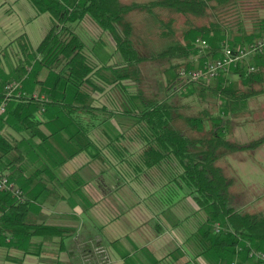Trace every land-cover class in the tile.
Segmentation results:
<instances>
[{
    "label": "trees",
    "instance_id": "16d2710c",
    "mask_svg": "<svg viewBox=\"0 0 264 264\" xmlns=\"http://www.w3.org/2000/svg\"><path fill=\"white\" fill-rule=\"evenodd\" d=\"M244 1L150 0L146 3H124L122 0H29L36 14L47 15L49 29L35 47L24 33L15 38L13 74L22 91L31 82L33 87H38L42 98H33L31 92L26 91L24 97L7 96L5 85L10 82L3 77L0 104L6 99V107L0 114V122H11L29 138L40 136L41 141H46L48 145L55 135L68 134L66 142L71 150L67 155L56 156L50 145L44 155L50 165L60 164L92 145L88 128L101 126L107 120L106 115L116 112L105 105H93V95L103 92L106 84L124 80L137 84L136 92L123 97L117 112L127 117L126 126L133 129L143 143L138 154L142 165L138 172L159 167L169 182L181 186L192 197L198 211L204 215L198 229V241L214 264H264V261L249 255L251 251L264 252V214L249 212L237 202L230 191L234 182L232 177L225 175L217 165L220 159L232 153L256 149L264 143V135L238 143L232 140V131L228 130L232 125L229 116L235 115L233 107L264 94V64L259 63L256 71L247 72L243 71V60L221 77L218 75V84L214 82V85L209 84L213 79L187 81L178 76L179 69L187 65L178 61L190 59L196 50L193 52L189 46L173 38L174 31L170 29L172 21L163 22L155 16L154 20L161 28L159 36L167 42L161 50L155 51L136 45L129 19L134 11L152 14L154 8L196 18L209 17V26L200 27V31L206 34L214 32L219 39L231 40L232 29L224 27L218 17L235 14L238 26L245 22L252 24L242 32L240 39L230 41L229 47L235 49L264 37V16L249 18L257 14V6L264 7V0H256V6L249 11L248 17H241V8H245L240 6ZM86 19L96 29L95 42L90 47L75 31L76 25ZM105 36L111 37L115 45L109 48L104 61L94 47L104 44ZM6 50H1V53ZM221 50L219 44H214L199 60L215 59L220 56ZM263 55L264 51L256 56L261 60ZM174 58L178 60L174 62ZM92 59L100 62L99 67L95 68ZM109 59H113L114 63L107 65ZM146 62L160 65L167 62L160 70L174 71L168 82L170 90L163 98L146 95L140 88L141 68ZM228 73L236 76L237 86L233 87ZM208 92L212 97H221L224 107L233 113L212 115L204 108L193 116L183 114L186 106L180 103L181 98L197 93L200 99L207 101ZM46 109L66 115L63 120L56 116L59 127L47 135L43 134L39 121L33 117L34 112L41 113ZM79 112L88 113L90 122L74 116ZM71 126L76 129L73 133L68 131ZM22 157L19 143L0 134V176L12 182L4 171L18 167ZM14 186L21 192L20 195L0 189V239L7 234L20 238L58 235L61 239L71 234L66 228L28 220V200Z\"/></svg>",
    "mask_w": 264,
    "mask_h": 264
},
{
    "label": "crops",
    "instance_id": "0c3cea01",
    "mask_svg": "<svg viewBox=\"0 0 264 264\" xmlns=\"http://www.w3.org/2000/svg\"><path fill=\"white\" fill-rule=\"evenodd\" d=\"M90 23L86 19L75 27L82 39L95 34ZM48 29L47 15L36 14L29 0H0V91L4 90L3 77H14V61L7 55L11 48L4 54L1 50L22 33L35 47ZM42 74L44 78L45 72ZM30 84L23 90L41 95ZM122 84L105 86L116 89L111 92L119 103ZM100 94L93 95V105L99 106ZM250 115L235 127V134L243 135L234 137L238 143L249 141L247 134L259 124L256 120L264 121V115L256 119ZM56 116L66 117L53 109L33 113L45 135L59 127ZM74 116L87 123L91 119L84 112ZM106 119L101 126L88 128L92 145L55 165L44 155L49 145L56 156L67 155L71 150L68 134L55 135L48 145L40 136L29 138L11 122H0V134L18 142L23 155L18 167L4 173L28 200L27 219L71 232L62 239L58 235L20 238L7 234L0 239V264H214L198 241L204 215L192 197L169 182L159 167L138 172L142 141L126 126V116L120 112L106 115ZM75 130L68 127L69 132ZM94 247L104 249L103 256H85Z\"/></svg>",
    "mask_w": 264,
    "mask_h": 264
},
{
    "label": "rangeland",
    "instance_id": "374dc122",
    "mask_svg": "<svg viewBox=\"0 0 264 264\" xmlns=\"http://www.w3.org/2000/svg\"><path fill=\"white\" fill-rule=\"evenodd\" d=\"M124 1L146 3L150 0ZM255 4L256 0H246L242 2L240 8L244 7L245 10L241 8V12L239 13V15L241 17H248L250 13L249 11H252L251 9L255 8ZM260 7L257 6V14L249 18L255 19L257 18V16H264V7ZM155 16L157 19L159 18L163 22L171 20L172 24H170V29L174 31L173 38H175L176 40H180V42L189 46L191 49H193V52H195L196 50V53H194L195 55L190 59L178 61H182V65H187L186 67H183L181 65L184 69L192 68L197 70L201 68L205 61L212 60L209 58H205L203 61L199 60V58L207 53L208 48L213 47L214 44H219L221 47L225 45L230 46V41L240 39L242 37V32L246 31V29L248 30L252 26V24L246 22L238 26V24H236L237 15L230 13L221 14L220 17H218V21H220L224 27L226 26L228 27V29H232V34L230 35L231 40H228L227 38V40H224L223 38L219 39L217 33L214 34V32H210L209 34H206L200 31V27L209 26V22L211 20L209 17L196 18L191 15L184 16L174 12H169L168 10H164L162 8H154V12L152 14L134 11L130 14L129 19L133 25L134 35L137 41L136 45L140 46L141 49L158 51L161 50L167 43L164 38H161L159 36L161 28L159 27V24L154 20ZM84 26L87 27L88 25ZM237 26L239 28H237ZM91 35L93 36L92 38H83L88 47H90L92 43L95 42V34L91 32ZM197 38L204 39L207 42V48H205L203 51L199 52L198 48L194 45V40ZM253 41H251L250 44L253 43ZM114 45L115 44L111 40V37L105 36L104 44H96L94 49H99L97 54L102 57V59H105L106 54H108L109 48ZM8 47L11 48V51L7 54L9 55L8 59L15 61L16 46H14L13 42H10L5 49H7ZM177 60V58L173 59L174 62H176ZM92 62L95 65V68L99 67L100 62L98 60L92 59ZM112 63H114V60L109 59L107 65H110ZM259 63L264 64V61L262 59H258L256 55L248 57L244 61V66L242 65L243 71L246 70L247 72H249V67H253V71H256L255 67ZM162 65H167V62H164L161 65L155 62H146L141 68L142 82L140 83V88L145 92L146 95L158 96L159 98H163L164 95H166L165 93L167 92V90H170V85H168V82L172 78L174 71L168 69L166 72H163L160 70V67ZM262 66L263 65H261V67ZM104 72L107 73L108 71L104 70ZM220 75L219 77H221ZM228 76L230 79H232L233 87L237 86L238 79H236V76L229 73ZM6 78H8L6 82L17 81L15 77L10 78V76L8 77V75L6 76ZM217 78L211 80L209 84L212 85L214 82L218 84L219 79ZM122 82L124 83L121 87V91L124 93L122 97H124L125 95H133L136 92L137 86L135 87V85L137 84H133L132 82L125 80ZM112 90L116 89L105 88L103 92H100L101 94L98 96L96 101L99 105H110L112 109L117 112L119 111V101H117V99H114L115 97L112 96ZM37 94L39 93H36V95ZM180 103L186 106L182 111L184 115L193 116L197 111H200L204 108L208 109V112L212 115L224 113L230 115L233 113V111H235V115L232 114V117L229 116L232 125L228 127V130L232 131V140H234V137L243 138L242 134H235V127L244 123L246 117H248V113L252 114L255 119L264 115L263 95H259L257 96V98H251L241 103L240 105L234 106L233 111L227 109V107H224L221 97H212L209 92L207 93V101L200 99L197 96V93H193L185 98H181ZM252 115L250 116L253 117ZM256 121L261 125L257 124L256 128H254L247 134L248 140H253L264 135V121ZM217 165H219L223 169L225 175L232 177L234 182L230 188V191L236 196L237 202L240 205L244 206V209L249 212H260L264 214V143L256 149L232 153L220 159L217 162ZM94 248L91 253L88 252L91 255L85 253V256L91 257L95 254H99L95 252ZM101 255L103 256L102 253ZM136 256L132 259H136Z\"/></svg>",
    "mask_w": 264,
    "mask_h": 264
},
{
    "label": "built area",
    "instance_id": "2783aa9c",
    "mask_svg": "<svg viewBox=\"0 0 264 264\" xmlns=\"http://www.w3.org/2000/svg\"><path fill=\"white\" fill-rule=\"evenodd\" d=\"M195 47L198 48L199 52L203 51L207 48V42L204 39L197 38L194 40ZM264 51V37L249 44L246 47H238L235 49L230 48L225 45L222 47L221 54L219 57L215 59L205 61L203 66L197 70L195 69H184L181 68L178 71V76L181 79L187 81H198V80H206L209 81L211 79L216 78L218 75L223 74L230 70L232 67H236L237 64L248 57L257 55ZM250 71H253V67H249ZM6 95L7 96H16V97H24L26 93L22 91L21 84L19 82H10L5 85ZM33 98H42L39 95L32 94ZM6 100V99H5ZM3 101L0 104V114L4 113L6 107V101ZM0 189H6L13 192L15 195H20L21 192L15 188L14 184L8 180L5 176H0ZM218 231V229H216ZM95 252L99 254H104V249L100 247H95ZM250 256L258 258L264 261V252L251 251ZM234 264V263H232Z\"/></svg>",
    "mask_w": 264,
    "mask_h": 264
}]
</instances>
